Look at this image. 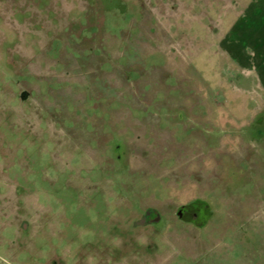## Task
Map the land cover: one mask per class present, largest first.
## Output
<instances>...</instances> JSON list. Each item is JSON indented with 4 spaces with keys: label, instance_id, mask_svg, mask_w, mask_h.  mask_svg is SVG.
<instances>
[{
    "label": "rangeland",
    "instance_id": "rangeland-1",
    "mask_svg": "<svg viewBox=\"0 0 264 264\" xmlns=\"http://www.w3.org/2000/svg\"><path fill=\"white\" fill-rule=\"evenodd\" d=\"M216 1L0 0V264H264V89L215 39L248 0Z\"/></svg>",
    "mask_w": 264,
    "mask_h": 264
},
{
    "label": "crops",
    "instance_id": "crops-1",
    "mask_svg": "<svg viewBox=\"0 0 264 264\" xmlns=\"http://www.w3.org/2000/svg\"><path fill=\"white\" fill-rule=\"evenodd\" d=\"M219 5V1L215 2ZM232 22L216 24L218 51L244 74H254L264 89V0H248L241 11L227 8ZM228 13V14H229ZM219 33V29H222ZM231 61V62H230Z\"/></svg>",
    "mask_w": 264,
    "mask_h": 264
},
{
    "label": "flooded vegetation",
    "instance_id": "flooded-vegetation-1",
    "mask_svg": "<svg viewBox=\"0 0 264 264\" xmlns=\"http://www.w3.org/2000/svg\"><path fill=\"white\" fill-rule=\"evenodd\" d=\"M204 212L205 209L203 210H199L197 208H191V207H182L179 210V216L181 219H186L189 222H192L194 220H197L198 218H202L204 217ZM153 215V211H148L147 212V216H152ZM158 220V219H157Z\"/></svg>",
    "mask_w": 264,
    "mask_h": 264
}]
</instances>
